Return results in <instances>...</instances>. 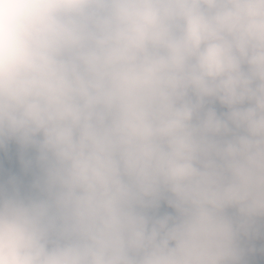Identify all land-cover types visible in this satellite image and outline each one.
Segmentation results:
<instances>
[{
    "label": "clouds",
    "instance_id": "clouds-1",
    "mask_svg": "<svg viewBox=\"0 0 264 264\" xmlns=\"http://www.w3.org/2000/svg\"><path fill=\"white\" fill-rule=\"evenodd\" d=\"M0 264H264V0H0Z\"/></svg>",
    "mask_w": 264,
    "mask_h": 264
}]
</instances>
